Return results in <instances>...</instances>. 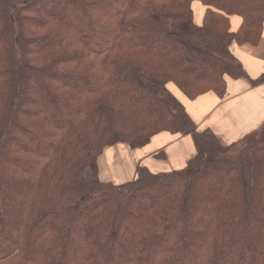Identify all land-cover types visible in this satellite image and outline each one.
Returning <instances> with one entry per match:
<instances>
[{
  "label": "trees",
  "instance_id": "1",
  "mask_svg": "<svg viewBox=\"0 0 264 264\" xmlns=\"http://www.w3.org/2000/svg\"><path fill=\"white\" fill-rule=\"evenodd\" d=\"M40 1L0 0V264H264V145L223 150L163 85L246 77L230 46L257 42L264 0ZM155 123L177 128L132 137ZM163 131L191 136L183 168L100 178L103 147Z\"/></svg>",
  "mask_w": 264,
  "mask_h": 264
},
{
  "label": "crops",
  "instance_id": "2",
  "mask_svg": "<svg viewBox=\"0 0 264 264\" xmlns=\"http://www.w3.org/2000/svg\"><path fill=\"white\" fill-rule=\"evenodd\" d=\"M191 7L194 22L200 23L206 6L193 1ZM241 24L239 16L229 17L230 32L238 31ZM230 51L240 62L246 77H225V93L222 97L209 91L190 99L173 84L168 85V89L184 106L197 128H209L227 144L251 135L264 123V80L256 85L250 83L251 80L264 78V22L256 43L239 44L234 41ZM194 150L193 140L189 135L166 131L155 134L144 146L129 151L135 159L133 173L129 177H134L137 165L144 166L153 173L181 169L194 155ZM99 176L101 178L100 170Z\"/></svg>",
  "mask_w": 264,
  "mask_h": 264
},
{
  "label": "rangeland",
  "instance_id": "3",
  "mask_svg": "<svg viewBox=\"0 0 264 264\" xmlns=\"http://www.w3.org/2000/svg\"><path fill=\"white\" fill-rule=\"evenodd\" d=\"M52 1L53 0H47L46 2H41V1L36 2L34 4L35 6L34 8L39 9L42 7H49L51 3H53ZM202 22H203V18L200 23H196V22L194 23L201 25ZM222 29L223 26H221V30ZM169 84H173L175 87H177V89H179L178 86L173 81H168L163 83V85H165L167 89ZM205 88L207 87L202 85L200 90H203ZM169 92L173 95V93L170 90ZM170 102L172 104V107H176V102L172 100H170ZM56 119L59 122L63 121V119L60 118L58 115ZM175 128L177 127L169 126L161 123H155L151 125L149 128H146L143 131H141V133H143V136L138 135L132 137H137V138L141 137L136 140V142H139L144 140L154 131H158L161 129H175ZM254 145L257 146L264 145V123L259 129H257V131H255L251 135L244 137L239 141L230 144L220 142V146L222 147L223 150H229V152H233V153L238 152L242 148L254 146ZM129 146L130 144L127 142H118L113 145H108L103 147L101 153L97 158L102 180L112 181V183L114 184H121L130 179L129 176H131L133 173V167H134L133 164L135 163V159L131 156L130 152H132V150L134 151L135 149L131 150Z\"/></svg>",
  "mask_w": 264,
  "mask_h": 264
}]
</instances>
